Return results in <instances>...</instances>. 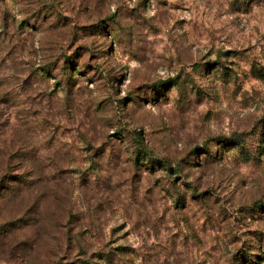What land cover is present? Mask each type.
I'll use <instances>...</instances> for the list:
<instances>
[{
	"label": "rangeland",
	"instance_id": "rangeland-1",
	"mask_svg": "<svg viewBox=\"0 0 264 264\" xmlns=\"http://www.w3.org/2000/svg\"><path fill=\"white\" fill-rule=\"evenodd\" d=\"M0 264H264V0H0Z\"/></svg>",
	"mask_w": 264,
	"mask_h": 264
}]
</instances>
